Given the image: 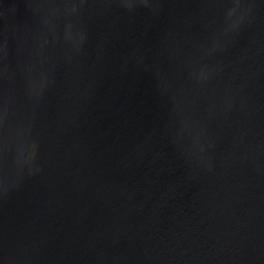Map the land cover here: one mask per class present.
Returning a JSON list of instances; mask_svg holds the SVG:
<instances>
[{"label":"water","instance_id":"1","mask_svg":"<svg viewBox=\"0 0 264 264\" xmlns=\"http://www.w3.org/2000/svg\"><path fill=\"white\" fill-rule=\"evenodd\" d=\"M0 264H264V0H0Z\"/></svg>","mask_w":264,"mask_h":264}]
</instances>
